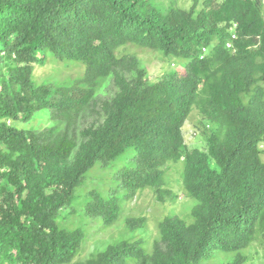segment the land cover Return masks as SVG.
<instances>
[{"label": "trees", "instance_id": "trees-1", "mask_svg": "<svg viewBox=\"0 0 264 264\" xmlns=\"http://www.w3.org/2000/svg\"><path fill=\"white\" fill-rule=\"evenodd\" d=\"M199 2L0 0V264H245L256 243L264 257V0ZM127 45L183 68L153 80L137 54L120 51ZM47 53L83 64L84 77L37 84ZM106 79L117 90L100 99ZM98 106L103 120L84 126ZM44 109L51 126H20ZM194 110L206 150L184 137ZM128 149L133 160L120 180L153 188L160 200L167 164L182 162L198 202L192 220L164 218L151 251L121 240L73 262L85 233L60 227L58 217L95 163ZM119 212L117 197L91 193L88 215L111 224ZM137 222L128 219L131 228Z\"/></svg>", "mask_w": 264, "mask_h": 264}, {"label": "rangeland", "instance_id": "rangeland-1", "mask_svg": "<svg viewBox=\"0 0 264 264\" xmlns=\"http://www.w3.org/2000/svg\"><path fill=\"white\" fill-rule=\"evenodd\" d=\"M195 1L165 0V4H175L189 9ZM120 51L137 54L147 68L148 76L153 80L159 79L170 70H182L183 68V61L177 59L170 61L162 53L149 48L127 45ZM84 74L83 64L72 60H58L51 53H47L44 61L36 64L34 79L37 84L44 83L61 87L71 85L76 78L84 77ZM98 89L100 99L113 96L117 90L114 82L108 79L104 80ZM103 118L104 115L98 106L97 111H92L81 123L87 126L93 122L99 123ZM51 125L50 113L44 109L39 111L32 120L23 122L20 126L25 129H45ZM208 128L209 125H207ZM204 129L199 111L194 110L183 128L184 137L190 149H207ZM261 150L264 161V143ZM133 156L134 151L128 149L106 165L100 162L95 163L86 173L83 183L76 188L72 202L61 211L57 220L60 227L68 230L83 229L85 233L73 262L86 260L92 254L121 240L140 241L147 251H151L154 241L160 234L159 224L164 218L177 216L188 222L192 220V211L198 202L187 194L184 187L182 162L167 164L165 171L167 191L163 193L164 200H160L155 189L148 187L131 190L122 179L120 180L119 173L131 165ZM92 192H98L105 197L118 198L120 212L113 223L107 224L102 217L90 216L86 213V206L91 199ZM128 219H138L140 222L131 228ZM248 251L250 259L245 264H264L263 249L260 244H254ZM220 258L225 259L220 256L215 260L220 261Z\"/></svg>", "mask_w": 264, "mask_h": 264}, {"label": "built area", "instance_id": "built-area-1", "mask_svg": "<svg viewBox=\"0 0 264 264\" xmlns=\"http://www.w3.org/2000/svg\"><path fill=\"white\" fill-rule=\"evenodd\" d=\"M234 37H236V35H234ZM228 46L230 47V46H232V44L229 43ZM207 52H208V49L206 47H204L203 48V56L202 57H204L207 54Z\"/></svg>", "mask_w": 264, "mask_h": 264}, {"label": "crops", "instance_id": "crops-1", "mask_svg": "<svg viewBox=\"0 0 264 264\" xmlns=\"http://www.w3.org/2000/svg\"><path fill=\"white\" fill-rule=\"evenodd\" d=\"M1 262V261H0Z\"/></svg>", "mask_w": 264, "mask_h": 264}]
</instances>
